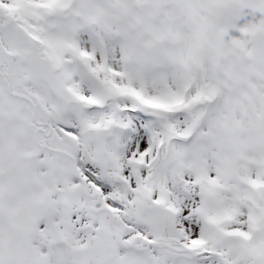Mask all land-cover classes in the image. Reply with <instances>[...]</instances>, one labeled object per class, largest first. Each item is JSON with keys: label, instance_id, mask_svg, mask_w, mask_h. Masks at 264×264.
Here are the masks:
<instances>
[{"label": "snow or ice", "instance_id": "snow-or-ice-1", "mask_svg": "<svg viewBox=\"0 0 264 264\" xmlns=\"http://www.w3.org/2000/svg\"><path fill=\"white\" fill-rule=\"evenodd\" d=\"M0 264H264V0H0Z\"/></svg>", "mask_w": 264, "mask_h": 264}]
</instances>
